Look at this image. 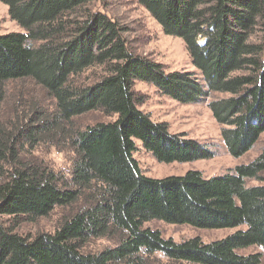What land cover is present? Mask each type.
Segmentation results:
<instances>
[{
	"label": "trees",
	"instance_id": "16d2710c",
	"mask_svg": "<svg viewBox=\"0 0 264 264\" xmlns=\"http://www.w3.org/2000/svg\"><path fill=\"white\" fill-rule=\"evenodd\" d=\"M95 1L0 0L21 30L0 35V107L6 84L21 80L54 101L51 113L35 109L13 122L0 118V264H147L156 254L172 264H260V254L238 251L264 250V149L224 175L148 178L134 158L137 142L162 164L207 160L212 152L141 112L133 85L150 83L186 105L211 93L229 95L208 108L223 127L228 154L243 156L264 134V40L251 42L256 29L264 34V0H135L166 36L182 41L202 83L134 56L124 28L88 9ZM95 66L104 71L95 84L69 81ZM91 111L116 118L75 130L73 120ZM42 145L73 152L68 179L22 159ZM247 180L261 184L248 186ZM80 199L85 207L52 234L31 238L13 229ZM152 221L234 232L209 243L196 237L176 243L145 228ZM96 238L118 243L83 253Z\"/></svg>",
	"mask_w": 264,
	"mask_h": 264
},
{
	"label": "rangeland",
	"instance_id": "374dc122",
	"mask_svg": "<svg viewBox=\"0 0 264 264\" xmlns=\"http://www.w3.org/2000/svg\"><path fill=\"white\" fill-rule=\"evenodd\" d=\"M88 9L100 12L110 19L115 20L124 28V38L127 46L134 56L147 60L152 65H158L165 73L182 72L192 74L193 78L201 77L193 68L189 55L181 40L166 36L158 23L139 6L135 0H98ZM18 25L8 15L7 7L0 2V35L20 32ZM264 34L256 29L251 42H261ZM104 75L102 67L95 66L85 70L78 76L70 78L76 87L91 86L98 82ZM202 83V82H201ZM133 92L137 99V108L148 115L155 123L167 124L171 134L182 136L184 140L198 142L212 152V157L207 160H197L192 163H158L140 143H136L137 151L134 158L144 176L159 180L169 176H182L188 171H198L204 177L224 175L236 166L251 163L264 149V134L257 143L239 158H232L221 139L220 131L223 129L213 119L208 105L212 101L226 99L229 95L211 93L203 101L186 105L176 102L160 94L156 87L147 82L135 81ZM54 101L38 85L30 80H21L8 83L5 86V96L0 107V118L3 121H12L31 113V110L53 111ZM115 116L101 111H91L73 120L74 129L83 131L98 123H108L115 120ZM22 159L36 162L50 168L62 177L68 179L73 159V152L66 146L54 147L42 145L31 154H23ZM264 178V174L261 175ZM248 186H258L261 183L247 180ZM85 207L84 199L76 204L55 208L47 217L37 219L35 222H23L13 227L14 231L25 237H35L38 234H52L63 221L69 219ZM6 225H11V220L5 219ZM145 228L158 230L164 239H171L176 243L191 238H199L204 243L221 240L232 234L234 230H201L186 225H169L159 221H152ZM118 243L116 238L89 239L82 247L83 253L95 254L104 249L113 248ZM241 255H261L260 264H264V250L250 247L238 251ZM147 264H172L166 261L161 254H156Z\"/></svg>",
	"mask_w": 264,
	"mask_h": 264
}]
</instances>
